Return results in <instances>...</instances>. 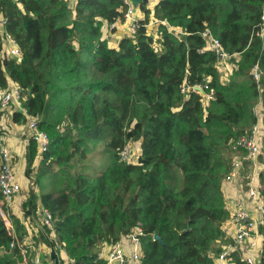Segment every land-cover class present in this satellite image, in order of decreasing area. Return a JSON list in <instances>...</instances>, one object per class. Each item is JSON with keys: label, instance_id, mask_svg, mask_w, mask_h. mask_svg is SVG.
I'll list each match as a JSON object with an SVG mask.
<instances>
[{"label": "trees", "instance_id": "1", "mask_svg": "<svg viewBox=\"0 0 264 264\" xmlns=\"http://www.w3.org/2000/svg\"><path fill=\"white\" fill-rule=\"evenodd\" d=\"M263 3L159 0L152 10L143 3L137 33L120 37L123 0H0V17L22 52L19 60L8 57L0 41V90L22 86L26 113L14 111L15 122L35 117L50 137L45 153L33 140L28 146L35 187L22 201L23 219L4 207L5 220L0 211V264H25L20 248H11L25 236L33 246L27 264L37 255L54 264L46 235L61 264H106L103 249L138 224L143 264H218L229 218L225 151L230 162L231 143L257 122L259 100L264 104L263 41L256 36ZM206 31L238 55L227 82ZM207 81L215 91L208 103L183 91ZM130 143L139 144V157L124 162ZM99 147L107 165L94 173L87 158ZM44 209L51 227L41 223ZM223 264L245 262L234 254Z\"/></svg>", "mask_w": 264, "mask_h": 264}, {"label": "built area", "instance_id": "2", "mask_svg": "<svg viewBox=\"0 0 264 264\" xmlns=\"http://www.w3.org/2000/svg\"><path fill=\"white\" fill-rule=\"evenodd\" d=\"M123 2L128 6L124 15L125 22L132 24L131 33L136 34L144 17L142 19L136 17L138 11L134 9L130 0H123ZM154 24H158V21L151 22L147 27L150 28ZM164 24L171 33L180 36V31H176L166 22ZM7 25V19L0 17V41L4 54L19 60L22 55L21 49L17 40L8 32ZM154 33L156 34L155 31ZM152 35L154 34L152 33ZM202 36L207 40L209 48L217 54L219 69L221 63L238 58V55L227 54L209 31L204 32ZM256 36L262 39L264 50V3ZM253 76L256 81L260 80L261 73L258 65L254 68ZM195 87L203 90V94L198 91L194 92L202 97L204 103L214 99L215 91L210 88L209 81ZM190 89H194V87H184L183 91H190ZM22 100L23 88L19 84H12L8 88L0 90V110L2 111L12 110L14 112L21 109L23 113H26V110L21 108ZM254 113L257 122L246 134L233 141L229 147L231 158L223 179V187L225 183L230 184L232 193L230 197H227L223 190L229 218L224 226V241L220 242L218 246L221 248V253L215 259L218 264L233 259L234 254L240 256L245 264H264L262 235L264 226V113L258 112V109L254 110ZM26 125L29 137L38 144L40 153L47 152L50 147V137L47 132L40 129L38 119L29 117ZM127 147L122 151L121 159L124 162H131L126 158ZM21 192L22 181L14 168L10 149L4 138L0 136V207H10ZM42 214V225L51 227L52 215L49 210L44 209ZM40 228L44 230L41 225ZM14 235L16 236V233ZM144 236L143 227L138 224L119 241L103 249L101 257L106 261V264H143L142 238ZM15 245L20 248L25 264H27L26 253L33 248L30 237L25 236L23 239L15 237V243L11 244V248H14ZM34 264H43V259L37 255Z\"/></svg>", "mask_w": 264, "mask_h": 264}, {"label": "crops", "instance_id": "3", "mask_svg": "<svg viewBox=\"0 0 264 264\" xmlns=\"http://www.w3.org/2000/svg\"><path fill=\"white\" fill-rule=\"evenodd\" d=\"M138 12L136 14V17L142 19L143 16ZM130 27H132V24L128 22H125L124 24H120L119 26H117V30H118V33L120 34V37H123L124 35H127L128 33H130L131 32ZM175 30L180 31L177 29ZM232 62L233 61L231 59L229 61H225L221 63L220 65V69H219L220 74L221 76L225 78L226 82L228 81L234 69V65ZM261 78H262V75H261ZM263 108H264V104L262 103L261 100H259V102L255 106V111H257L258 109V112H264ZM14 113L12 112V110H9V111L0 110V136L4 138L6 145L10 149L11 156L13 158L14 168L17 174L20 176L22 184L24 186L25 185L28 186L29 183H31L32 185V182L27 175L25 176V170L28 167L27 152H28V146H29L31 139L29 137L30 135H29V131H28L26 123L15 122ZM25 181H28V182L26 183ZM31 185H30V189H32ZM20 198L22 199V197ZM25 198H23V200ZM17 199L15 200L14 202L15 205L13 207L11 205L10 207H7V208L12 212V214L16 215L18 218L23 219V213H22V208H21L23 200L20 203V201H17ZM18 204H20V206H17ZM217 244L219 245L220 243H217ZM50 251L51 249L49 248L48 254H50Z\"/></svg>", "mask_w": 264, "mask_h": 264}, {"label": "rangeland", "instance_id": "4", "mask_svg": "<svg viewBox=\"0 0 264 264\" xmlns=\"http://www.w3.org/2000/svg\"><path fill=\"white\" fill-rule=\"evenodd\" d=\"M158 1L159 0H149V3H148V8L150 9V10H152V9H154V6L158 3ZM153 22H155V21H153ZM156 24H154V25H152V26H150V27H153V26H155ZM150 29H152V28H150ZM154 31L155 30H152L151 31V33H153L154 34V36H156V34L154 33ZM107 33H108V31H106L105 30V34L107 35ZM156 48L157 49H160V46L159 45H156ZM263 148H264V142H263ZM101 150H103L101 147H99L98 149H96L93 153H91V155L90 156H88V160H87V164H88V166L91 168V170H93V171H95L94 173H96V172H101L100 170L101 169H103V168H105V166L107 165V162H106V159H105V157L102 155V153H101ZM139 150H140V146H139V144H137V143H130L129 145H128V147L126 148V158L129 160V161H131V162H133V161H135V160H137L138 159V153H139ZM225 160H224V165H225V162H226V164H227V166H228V162H229V158H226V156H228V153H227V151H225ZM33 168V171H36L37 170V168H35V167H32ZM27 169L28 168H26V170H25V176L27 175ZM225 176H226V173H225V175H224V177H223V179L225 178ZM223 181V180H222ZM26 183L28 182V181H25ZM30 185H31V183H29L28 184V186H24L23 184H22V192H21V194L17 197V198H15L14 199V201H13V203L11 204L12 205V207L15 205V200L17 199V201H20V203H21V201L23 200V198H25L26 197V195H27V193H28V191H29V189H30ZM32 188H34L35 186L33 185V186H31ZM231 188H232V186L230 185V184H228V183H225L224 184V187H223V190H224V193H225V196L227 195V197H230L231 196V193H232V190H231ZM20 197H22V199L20 198ZM17 206H20V204H18ZM29 221V220H28ZM27 225V224H26Z\"/></svg>", "mask_w": 264, "mask_h": 264}, {"label": "water", "instance_id": "5", "mask_svg": "<svg viewBox=\"0 0 264 264\" xmlns=\"http://www.w3.org/2000/svg\"><path fill=\"white\" fill-rule=\"evenodd\" d=\"M133 4V7L135 10H137V8L139 7V5L141 4H148L149 3V0H130ZM16 59V58H15ZM190 91H198L200 92L201 94H203V90L199 87H194V89H190ZM0 211H1V214L3 215V217L5 218V220H7V216L5 215V212H4V209L2 207H0ZM46 237L48 238V240L50 241V244H51V251H50V258L54 261V264H61V261H60V256L54 246V243L52 242V240L46 235ZM153 239L155 241H158V242H162V238L159 236V235H154L153 236Z\"/></svg>", "mask_w": 264, "mask_h": 264}]
</instances>
